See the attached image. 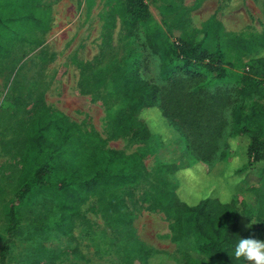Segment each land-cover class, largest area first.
I'll use <instances>...</instances> for the list:
<instances>
[{
	"label": "trees",
	"instance_id": "1",
	"mask_svg": "<svg viewBox=\"0 0 264 264\" xmlns=\"http://www.w3.org/2000/svg\"><path fill=\"white\" fill-rule=\"evenodd\" d=\"M56 1L0 0V59L7 56L11 41L22 40L30 30L47 29L48 6ZM104 8L107 14L102 17L100 43L109 46L116 17L118 40L128 48L118 69L120 107L111 118L110 136L133 140L155 137L158 146L181 138L192 157L184 167L164 165L163 183L144 191V199L167 217L171 240L194 237L196 250L206 255L210 264H244L246 260L237 259L234 250L242 238L264 240V214L258 223L240 232L238 196L225 200L206 195L205 177L191 176L199 174L202 162L215 155L210 167L213 173L215 164L230 162L235 164L236 174L250 170L259 179L264 174V29L224 35L216 25L202 31L200 37L171 41L151 17L144 0H104ZM145 52L156 59L160 83L140 73L136 59ZM245 98L249 105L236 103ZM17 129L19 136L10 153L14 180L3 214L7 238L0 246V264H6V248L24 211L47 212L49 220L38 221L45 235L51 231L69 235L81 217L80 205L91 195L132 186L144 173L139 153L106 147L88 116L74 122L47 106L41 97L29 104ZM239 149L244 161L236 156ZM183 169L188 171L181 173ZM187 177L198 180L197 184H190ZM244 180L241 176L240 186L245 185ZM246 187L251 186L248 183ZM111 220L123 225L131 221L122 211ZM40 253L33 264H53L58 256H45L41 248ZM156 253L147 252L145 263ZM168 257L174 264H193L188 254Z\"/></svg>",
	"mask_w": 264,
	"mask_h": 264
},
{
	"label": "rangeland",
	"instance_id": "2",
	"mask_svg": "<svg viewBox=\"0 0 264 264\" xmlns=\"http://www.w3.org/2000/svg\"><path fill=\"white\" fill-rule=\"evenodd\" d=\"M144 2L151 17L171 41L200 37L202 31L216 25H220L224 35L264 29V0ZM48 8L47 29L44 32L30 30L22 40L11 41L7 56L0 59V246L7 238L3 214L12 196L14 180L11 146L19 136L17 125L35 98L41 97L47 106L63 112L74 122L80 123L88 116L93 128L105 140L106 147L141 155L144 173L132 186L91 195L80 205L81 217L75 220L69 235L60 231L45 235L40 231L39 223L49 220L47 212L24 211L6 248L4 262L33 264V259L41 256V248L45 256L58 255L53 264H146V253L154 251L159 253L154 254L148 264H174L168 256L174 259L182 254L191 256L193 264H210L208 257L196 250L194 237L171 240L167 217L151 207L143 196L144 191L163 183L164 165L184 167L191 162L185 142L180 138L170 145L158 146L155 137L133 140L112 138L109 134L111 118L120 107L116 87L118 69L122 68L121 60L128 51L118 40L117 18L109 46H103L99 35L102 17L107 14L104 0H57ZM145 53L136 59L140 73L144 78L160 83L156 59ZM231 57L234 58L232 53L230 59L234 62ZM236 103L250 104L246 98ZM158 133L161 134L160 130ZM241 151L235 150L239 153L236 156L244 161ZM215 157L203 161L204 167L198 169L199 174L191 177H205L206 181H202L208 184L204 191L206 195L225 200L238 196V228L243 233L258 223L264 214V174L260 179L250 170L246 174H236L233 171L235 164L230 162L215 164L213 173L210 167ZM180 171L184 173L188 169ZM241 176L245 179L244 186H240ZM186 180L193 186L198 182L195 178L187 177ZM248 183L250 188L246 187ZM121 211L129 215L131 221L128 224L111 220L112 215ZM244 264L253 262L246 260Z\"/></svg>",
	"mask_w": 264,
	"mask_h": 264
},
{
	"label": "clouds",
	"instance_id": "3",
	"mask_svg": "<svg viewBox=\"0 0 264 264\" xmlns=\"http://www.w3.org/2000/svg\"><path fill=\"white\" fill-rule=\"evenodd\" d=\"M237 259L243 257L253 264H264V241L255 238H242L234 250Z\"/></svg>",
	"mask_w": 264,
	"mask_h": 264
}]
</instances>
